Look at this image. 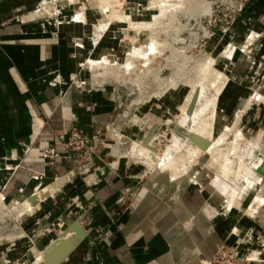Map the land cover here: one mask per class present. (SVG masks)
<instances>
[{"label":"crops","instance_id":"crops-1","mask_svg":"<svg viewBox=\"0 0 264 264\" xmlns=\"http://www.w3.org/2000/svg\"><path fill=\"white\" fill-rule=\"evenodd\" d=\"M59 2L0 0V199L19 217L16 230L0 236V264H39L76 219L86 236L61 264H209L224 246L240 264H264V191L262 201L236 203L240 190L211 192L189 172L117 157L99 161L85 179L75 176L60 134L73 126L96 133L119 118L114 89L89 84L86 66L122 56L128 40L121 22L72 16ZM132 2L143 7L132 18H149L151 0ZM224 36L216 46L225 44L222 57L235 73L219 96L220 110L264 128V0H249ZM177 98L140 107L142 124L152 121L143 141L158 126L160 104L172 110ZM126 125L119 130L138 138L141 127ZM49 146L59 153L52 163L43 155ZM46 192L36 206L29 202Z\"/></svg>","mask_w":264,"mask_h":264},{"label":"rangeland","instance_id":"rangeland-1","mask_svg":"<svg viewBox=\"0 0 264 264\" xmlns=\"http://www.w3.org/2000/svg\"><path fill=\"white\" fill-rule=\"evenodd\" d=\"M219 1L220 0H151V7L145 9L150 11L149 18L146 20H137L134 16V18H132V12L142 11L143 7H138V3H130V0H120V2L114 0H60L59 3L71 6L72 12L69 15L72 16L81 12H86L87 14L98 15L97 17H100V15L105 18L109 17L108 20L113 22H121V27L124 28V34H126V39L128 40V46L124 54L120 57H104L103 59H107L108 63H119V65L125 63L126 60L124 61V59L127 53L135 47H138V49L142 48L145 51L143 56L135 58L133 63H136V65L122 68L119 74H115V76L112 75L109 77V75L105 73L108 76L104 74L101 78L102 83L104 82V85L102 86L108 85L111 91L114 89V94L119 101V118L117 117L118 121L116 120L115 123L116 130L120 131V126H124L125 124L131 128L133 126L141 127V134L138 135V138L132 136V138L128 137L124 132L122 133L125 136L122 135L121 132L118 133L120 137H123V139H121L122 144H125L123 147L117 148V150H119L118 158L135 161L139 164H143L150 170L173 167L180 171L189 172L192 174L196 184L206 188V190H210L211 192L216 191L218 193L219 189L221 190L219 181H223L219 179H223L224 176H227L226 178L234 181L233 179L237 176L236 174L239 173L236 177L238 178L236 179L238 181L236 185L237 189H235L240 190V195L236 203L239 200L242 201L243 198L248 200L256 198L257 201H262L263 197H261V195L264 191V175L259 174L253 168V165L257 160V156L260 154V152H255L256 148L264 145V128L252 124L251 122L249 123V118H247L248 120L244 119V115L230 118L229 116H226L225 112L220 110L219 96L226 85L227 79L235 73L232 67L233 65L230 64L229 59L222 57V47H225V44L223 45V43H219L216 46V41H218L219 36H223L224 40H226V36H224L225 33L222 31L225 27L226 20L222 17H211L210 15L211 18L208 17L205 19L203 21V26L208 32V35H203L200 31L197 33L199 36L197 41L193 43V40L189 44L190 54L193 55V59H209L211 62L210 65L212 69L208 72L206 71V74H204V77L206 75V80L203 83L207 86L206 91L210 94L220 90L217 98L215 97L213 100H216L214 103L216 105L212 104L210 106L205 115L200 121H198L199 123H197V127L195 126L196 128L194 127L195 129L192 131V134H197L203 138L210 139L211 144L207 148H202L188 138L186 148L179 152H175L173 158L171 150L168 149L169 144L176 133L174 129L175 125L178 124L183 115V104L191 98V95L193 96L196 87L199 84V79H197L196 76V71L198 70L197 63L193 59H191L187 65L189 81L185 83H179L177 81L180 75L175 66L170 65L168 69L158 72L157 68L159 67V64L164 62V58L170 56L171 51H176L175 48H179L175 46L172 49L169 46L171 41L170 39H167L169 37L166 36V31L169 29V26L171 27L170 29L174 28L172 25L176 22V15L182 13L186 9L193 8L194 10H197L199 8H204L210 10V7L213 6V9L216 10V12L224 11L225 7L221 5ZM127 15L130 17H127ZM155 16L156 18L160 16L162 19L160 20L159 18L160 21L158 20V22L148 26L138 23L146 21V24H148L147 22L152 20V17ZM236 22L231 25L230 29H228V33L233 31ZM99 28L104 29L102 26ZM156 41H158L157 45L154 43ZM174 53L177 54L178 52L176 51ZM243 56L244 55H242V57ZM101 59L102 58H94V60L98 61H101ZM171 62L172 61H170V63ZM246 64L247 63H245V65ZM181 69L182 71L185 70V68ZM86 70L89 77L87 82L90 84L92 83V71L89 64L86 66ZM103 71H105L104 68L98 66L96 73L100 77V75L103 74ZM111 78H116V82ZM122 78L124 80H122ZM118 79L121 80L122 85L130 84L129 81L138 84V90L132 95L133 98L139 96L138 99H141L139 103L135 102L136 104H134V106H130L129 102H127L129 101V98H127L128 100L124 98L121 100L120 95L117 92L120 84L117 83L119 81ZM172 94L178 96L177 99L179 102L172 110H169L168 107L161 106L160 104L159 110H161L162 114H157L158 117L155 120L157 121L158 126L155 129L152 140L149 142L150 147H148L144 144L143 133L152 121L150 120L146 122L147 124H142V120L138 113L139 109L144 103L148 104L155 100L158 101ZM129 106L133 108H130ZM254 118L256 121L258 120L257 117L254 116ZM247 145L250 146L249 149H247ZM233 149L236 150L233 151ZM246 150L247 156H244ZM232 152H235L236 155ZM167 159H171L172 161H168ZM240 159L242 162H245L242 163ZM240 164H242V167H240ZM246 167L257 173L256 178H249V176L246 175ZM229 188L230 190H235L231 187ZM222 196L223 200H228L227 196ZM22 209L23 208H19L15 210V212L21 214ZM4 211L8 214V211L5 209ZM10 212L8 214L10 219L8 217L6 218V216H2V213L0 212V236H5L7 233H10V231L8 232L10 228H16L14 227L15 222L19 217H17L15 213Z\"/></svg>","mask_w":264,"mask_h":264},{"label":"bare ground","instance_id":"bare-ground-1","mask_svg":"<svg viewBox=\"0 0 264 264\" xmlns=\"http://www.w3.org/2000/svg\"><path fill=\"white\" fill-rule=\"evenodd\" d=\"M161 3H163V2H161ZM162 7H163V5H162ZM212 12H213V6L210 7V10H207V9H204V8H202V9L199 8L197 10H194L193 8H189V9H186L185 11H183L182 13L176 15V18H175L176 22L174 23V25H172V27L174 26V28L170 29L171 27L169 26V29L166 31V36L169 37L167 39H170V41H171V44H169V46L172 49L175 46L176 47H179V48H175V50L178 53L176 54V53H174L176 51H171L170 52L171 53L170 56L165 57L164 58V62H162L161 64H159V67L157 68L158 69V72H160V71L162 72L165 69H168L170 65L171 66H175L177 68V71H178L179 75H180L179 76V79L177 81L179 83H185V82L189 81V71H187V67H188L187 65L191 61V59H193V55L190 54L189 44L193 40H194L193 43L195 41H197V39L199 37L197 35V33L200 32V31L202 32L203 35H208V32L206 31V29L203 26V21L205 19H207L208 17H210V15L212 14ZM127 17H129V15H127ZM159 18H160V20L162 19V17H160V16L158 18H156V16L155 17H152V20H150L149 22H147L148 24H146V21H142V22H138V23H140L142 25H147L148 26L150 24H154V23L158 22ZM103 30L104 29L99 28V27L95 30V38H96V40L99 38V36L103 32ZM154 43H156V45H157L158 44V41H156ZM144 54H145L144 49H142V48L141 49H138V47H135V49L133 51H131V52H129L127 54L126 59H125L126 60L125 63L120 64V65L108 63L107 59H101V61H98V60L97 61H95V60L92 61L90 63V69L92 71V86L93 87H99V86L104 85L103 84L104 82L102 83V79H101L102 78V75H104L106 73V74L109 75V77H111L112 75L115 76V74L116 75L119 74V72H120V70L122 68H125V67H128V66H131L132 67V66L136 65V63H133L135 61V58L140 57V56H143ZM193 60H195L196 63H197L198 70L196 71L197 72L196 73V76H197V79H199V84L197 85L196 90H195L193 96L191 95L190 96L191 98H189L188 101L184 102V104H183L184 111H183V115L181 116V118H180V120L178 122V128L179 129L174 134V137H173L171 143L169 144V148H168L172 152L171 153L172 158L174 157L175 152H179V151L184 150L186 148L187 142H188V138H190L192 140L191 135H193L192 134L193 129H195L197 127V123H199L198 121H200V119L205 115L206 111L210 108V106L212 104L213 105H216V104H214L216 102V100L215 101H213V100L215 99V97L217 98V96H218V94L220 92V90H219V91H216L214 93H210L209 94L206 91L207 86H205V84L203 83L206 80V78H205L206 75L204 77V74H206V71L208 72L209 70L212 69L211 68V65H210V63H211L210 60L209 59H198V58L197 59L195 58ZM170 61H172V62L170 63ZM106 63H108L109 65L106 64ZM98 66H101L105 70V71H103V74L100 75V77L96 73L97 70H98ZM181 68H185V70L182 71ZM199 68H200V71H199ZM108 75H106V76H108ZM106 78H108V77H106ZM116 78H117V76H116ZM111 79H113V78H111ZM115 79H113V81ZM116 80H115V82H116ZM122 80H124V79L122 78ZM103 81H104V79H103ZM126 81H128V80H126ZM129 82H130V84H128V85H122L121 80H119L117 83L118 84L120 83V84H119V89H117V91L120 90V87H121V89L123 88L124 90H122V91L124 92V94L122 95V93H120V97H122V98H124L126 100H128L127 98H129V101H127V102H129V105L130 106L131 105L134 106V104L139 103L141 101V99H138L139 96L138 97L135 96V98H133V95H132V94L135 93V91L138 90V86H137L138 84L132 83L133 81H129ZM130 108H133V107H130ZM115 123L116 122H114V126L116 127V124ZM154 132H155V130H154ZM152 138H153V135L151 137H149L146 142L144 141V144H146L148 147H150L149 146V142H150V140H152ZM206 139H208V138H206ZM208 140H210V139H208ZM194 143H196V142H194ZM258 145H256V146H258ZM249 147L250 146H248V148L247 147L246 148L249 149ZM263 148H264V145H261L259 148H256V151H255L256 153L257 152H260V154L257 156V160H256L255 164L253 165V168L259 174H263L264 173V154H263ZM235 150L236 149H233V151H235ZM118 151L119 150L116 149L115 150V153H118ZM232 153L235 154V152H232ZM246 153H247V150H246L244 156H247ZM230 159H231V157H230ZM167 160L168 161L169 160L172 161L171 159H167ZM240 161H241V159H240ZM243 162H245V161H243ZM229 164H232V163H229ZM240 167H242V164H240ZM240 167H239V169H240ZM230 168H231V166H230ZM257 168H261L262 171L259 172L257 170ZM236 169H238V168H236ZM245 169H246V173H247L246 175L249 176V178L250 177L256 178L257 173L254 170H251L248 167H246ZM224 171H228V170H224ZM238 174H236V175L238 176ZM237 176H235V178L233 179L234 181H231L230 179L226 178L227 176L226 177L224 176L223 179H219L218 178L219 180H223L222 182L219 181V184L221 185V190L222 191H224V190L227 191L229 189V187H231L232 189H235V188L237 189V187H236L237 181H238V180H236V179H238V178H236ZM40 194H42V193H40ZM231 195H234V193L231 194ZM41 197H43V196H41ZM4 207H5V205L1 202V199H0V212L2 213V216H7L11 210H6V211H8V214H7L4 211ZM24 211H25V209H22L21 210V213L24 212ZM10 213H12V211ZM71 234L72 233H70L69 235L71 236Z\"/></svg>","mask_w":264,"mask_h":264},{"label":"built area","instance_id":"built-area-1","mask_svg":"<svg viewBox=\"0 0 264 264\" xmlns=\"http://www.w3.org/2000/svg\"><path fill=\"white\" fill-rule=\"evenodd\" d=\"M248 1L220 0L219 2L225 7V10L216 12L213 9L211 17H222L226 20L225 27L222 30L225 35L228 33L227 31H229L228 29L231 28V25L240 18ZM115 128L114 122H110L106 124L103 131L89 134L79 127L73 126L60 134L59 137L62 145L75 162V176L77 178L85 179L86 176L99 167L98 162L106 159V157H119V152L115 153V150L118 147H123L125 144H122L121 139L123 137H120L118 133L124 134ZM43 155L49 163H52L59 156V153L55 147L49 146L43 150ZM4 209L9 210L6 206ZM7 217L10 219L9 215ZM239 262L237 254L229 247L224 246L209 264H240Z\"/></svg>","mask_w":264,"mask_h":264},{"label":"water","instance_id":"water-1","mask_svg":"<svg viewBox=\"0 0 264 264\" xmlns=\"http://www.w3.org/2000/svg\"><path fill=\"white\" fill-rule=\"evenodd\" d=\"M123 88L118 90V94L124 92ZM121 100H123L122 97H120ZM176 130H178V126H175ZM154 130L146 135L145 142L148 140L149 137H151L154 133ZM191 138L194 142H196L199 146L202 148H207L211 141L203 138L197 134L191 135ZM263 154H264V148H263ZM257 170L260 172L262 171L261 168H257ZM264 175V173H263ZM39 193V192H38ZM36 193L33 195L29 202L32 203L33 206H36L39 204L47 195L46 192L43 194V197L40 198V195ZM70 233L71 236L69 235ZM86 236V231L82 225V222L80 219H76L58 238L54 240L43 252V260L39 264H61L72 252V250L83 240V238Z\"/></svg>","mask_w":264,"mask_h":264}]
</instances>
